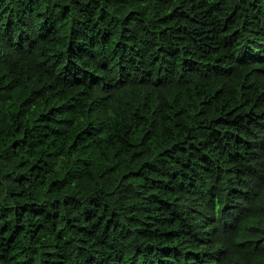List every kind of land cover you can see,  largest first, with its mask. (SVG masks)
I'll list each match as a JSON object with an SVG mask.
<instances>
[{
    "label": "trees",
    "instance_id": "1",
    "mask_svg": "<svg viewBox=\"0 0 264 264\" xmlns=\"http://www.w3.org/2000/svg\"><path fill=\"white\" fill-rule=\"evenodd\" d=\"M0 264H264V0H0Z\"/></svg>",
    "mask_w": 264,
    "mask_h": 264
}]
</instances>
